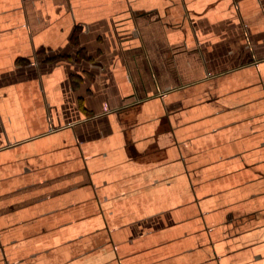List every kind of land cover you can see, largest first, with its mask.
Wrapping results in <instances>:
<instances>
[{"label": "crops", "instance_id": "obj_1", "mask_svg": "<svg viewBox=\"0 0 264 264\" xmlns=\"http://www.w3.org/2000/svg\"><path fill=\"white\" fill-rule=\"evenodd\" d=\"M0 264H264V0H0Z\"/></svg>", "mask_w": 264, "mask_h": 264}]
</instances>
